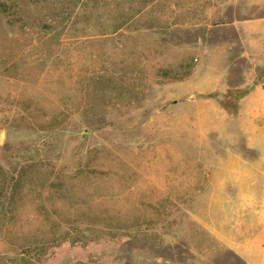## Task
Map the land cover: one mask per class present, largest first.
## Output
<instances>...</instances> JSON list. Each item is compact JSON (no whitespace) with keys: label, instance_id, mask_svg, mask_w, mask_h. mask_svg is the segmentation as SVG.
I'll return each instance as SVG.
<instances>
[{"label":"rangeland","instance_id":"obj_1","mask_svg":"<svg viewBox=\"0 0 264 264\" xmlns=\"http://www.w3.org/2000/svg\"><path fill=\"white\" fill-rule=\"evenodd\" d=\"M256 18L264 0H0V264H243L205 228L190 95L227 70L236 112L234 23Z\"/></svg>","mask_w":264,"mask_h":264},{"label":"crops","instance_id":"obj_2","mask_svg":"<svg viewBox=\"0 0 264 264\" xmlns=\"http://www.w3.org/2000/svg\"><path fill=\"white\" fill-rule=\"evenodd\" d=\"M234 27L250 63L235 88L245 89L236 112L219 101L231 89L227 70L193 80L190 95L207 128L196 149L210 188L205 228L243 264H264V18L236 21Z\"/></svg>","mask_w":264,"mask_h":264}]
</instances>
